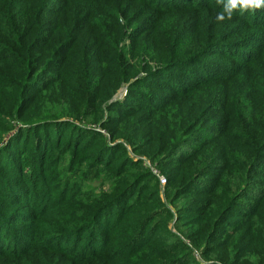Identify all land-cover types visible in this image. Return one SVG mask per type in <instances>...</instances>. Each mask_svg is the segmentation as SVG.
<instances>
[{"label": "rangeland", "instance_id": "374dc122", "mask_svg": "<svg viewBox=\"0 0 264 264\" xmlns=\"http://www.w3.org/2000/svg\"><path fill=\"white\" fill-rule=\"evenodd\" d=\"M62 1L0 0V23L9 17L6 28L2 26L8 33L17 18L14 11L9 16L6 15L8 7L13 5L18 8L17 11L27 12L25 23L30 21L31 17H36L40 21L42 42L51 36L52 26L60 25L61 30L65 31L58 50L59 55H56L60 62L67 56H64L65 47L62 49V46H67L80 29L90 31L91 33L86 35L90 44L79 47L73 57L87 58L89 55V61L98 59L103 62L104 72L108 75L102 81L99 103L93 106L84 98L74 97L69 93L66 84L56 81L37 95L34 104L24 112L25 107L21 109L19 105L20 90L11 89L6 85L0 86V124L3 123L4 125H1L5 127L0 128V149H4L7 143H14L20 135L24 134L25 138L29 136L31 128L48 126L46 123L68 121L78 127L100 133V139L103 138L108 146L122 145L124 148L120 155H124L129 162V178L139 176L141 179L147 176L149 189L158 193V205L162 207V211L166 209L170 212V216H162L160 220L168 221L171 237L181 240L191 248L198 264H224L204 258L200 247L194 244L187 232L190 230L187 225H191V222L185 211L189 209L190 204L199 203L205 198L198 194L181 193L177 187L197 171L199 163L192 165L186 175L179 180L175 181V178L168 177H172L178 157L193 154L204 140L213 139L221 134L229 121L239 124L237 110L253 107L254 93L259 95L256 107L264 109V9L249 11L250 15L248 14L247 18L233 15L232 19L223 21L225 28L218 27L214 34L210 26L220 23L216 15L223 7L217 0H154L155 7L148 6L141 0H133V4L129 0L125 3H118L117 0H99L98 7L109 11L110 19L105 17L104 13H97L98 7L94 9V15L88 18H84L83 11L79 9L61 10ZM170 3L174 7L165 9L166 4ZM71 7L72 4L69 8ZM121 8L126 12L120 13ZM200 17L202 20L200 28L207 31L206 36L211 41L208 50L201 49V52H197L200 64L190 63L182 71L172 70L173 75L179 78L178 85L176 82H173L175 85L171 84L165 79H153L151 83L144 80L139 84L137 81L139 78H147L148 68L160 66L156 59L152 60L153 45L168 44L172 49H177L180 43L186 40L190 45V38L193 45L196 33L190 32L197 28ZM179 20H184L186 24L178 28L176 24ZM60 31L57 32V36ZM116 31L117 38H113ZM3 37L5 36L1 35L0 40ZM134 48L141 52L135 60L131 58ZM235 49L237 51H234ZM256 56L260 58L254 60ZM119 62L123 64L119 65ZM205 62L210 68L202 64ZM69 63L68 58L64 69L69 68ZM0 73L4 76L10 75L5 62L0 63ZM53 73L52 77L56 78L58 72L55 70ZM122 78L129 80L125 82ZM96 80L100 83L101 77ZM188 91L200 94L197 95L195 92L185 98L184 94ZM206 96H210V103L188 126L190 113L187 114L182 105L197 106L204 103ZM225 104L230 105L232 109L229 112L230 118L223 119L224 112L220 110ZM177 108L181 112H178ZM5 111L7 115H4ZM78 113L82 118L74 119L79 117ZM24 144L23 140L21 147ZM28 147L33 151L31 142ZM29 154L30 152L24 154V160L28 161L22 168L20 179L12 178L17 176L6 169L0 170L3 178H9L0 179V203L4 205L5 214L6 212L10 214L8 219L11 220L10 225L15 236L24 233V243L29 246L30 229L32 226L37 228L34 248L37 252L28 256L21 254L8 256L12 261H16L15 264H33L40 259L41 251H44L46 243L50 240L41 237L45 233H50L52 225L59 229L67 223L63 219L65 217L63 212L74 205L84 208L85 204L82 205L79 201L86 203L90 195L108 193L113 181L112 176L99 171L101 165L89 166L88 161L79 160L83 156L73 161L70 154L51 148L45 156L46 164L43 168L45 175L52 169L48 177L56 179L53 181V188L58 191L63 181L64 184L68 181L77 183L70 197L73 199L72 202L51 204L49 200H45L47 194L43 193L44 181L39 179L36 183L31 178L33 166L37 167L39 157ZM8 158L11 159L10 153L8 152L7 156L0 150V162L11 167L13 162ZM54 167L57 170L64 167L68 177L66 176L65 180L63 176L56 177L58 171L54 173ZM258 171L256 177H259L262 168ZM80 172L84 173L83 179L80 178ZM161 177L165 182L160 180ZM201 177L198 184L191 185L194 190L203 189L212 180L209 174ZM261 181H264V178L256 180L255 185H262ZM14 183L18 185L17 188H14ZM31 185L36 188L34 195ZM7 194L14 195L15 202H11ZM62 233L64 232H56V235L51 237L63 235ZM155 236L171 238L162 230H158ZM84 243L85 241L81 242L77 251ZM71 246L70 242L68 248ZM43 257L52 261L50 255L43 254ZM77 259L74 258L72 263L80 264Z\"/></svg>", "mask_w": 264, "mask_h": 264}, {"label": "trees", "instance_id": "16d2710c", "mask_svg": "<svg viewBox=\"0 0 264 264\" xmlns=\"http://www.w3.org/2000/svg\"><path fill=\"white\" fill-rule=\"evenodd\" d=\"M129 1L131 4L134 3L133 0ZM141 1L155 7L154 0ZM71 4L72 7L69 8ZM98 6L99 0H63L60 9H79L83 11L84 18H88L94 15V9ZM172 7H174L172 3L166 4L165 9ZM17 10L18 8L13 5L7 9V16L13 11L17 16L8 33L5 32V28L9 17L0 23V36H5L0 40V63L5 62L10 73L6 76L0 73V86L6 85L11 89L20 90L19 105L21 109L25 107L24 112L34 104L37 95L56 81L66 84L69 93L74 97L84 98L96 106L102 91V81L108 75L104 72L103 62L98 59L89 61V55L87 58L73 57L79 47L90 44L86 35L91 32L82 28L67 46L63 45L64 56L68 57L60 62L56 55H59L58 50L65 31L61 30L60 25L52 26L51 36L42 42L40 21L36 17H31V20L25 23L27 12ZM96 11L104 13L108 19L111 18L105 8L98 7ZM123 12L126 11L121 8L120 13ZM248 14L249 12H246L241 15L239 11L234 13L238 18L242 16L247 18ZM201 21L200 17L197 28L190 32L196 33L193 45L191 38L190 45L186 40L181 42L177 49H172L168 44L153 45L152 60L156 59L160 66L148 68L147 78H139L137 80L139 84L144 80L151 83L153 79H165L171 84L176 82L178 85L179 78L173 75L172 70L182 71L187 64H200L197 52H201V49L208 50L211 44L210 38L206 36L207 31L200 28ZM185 24L184 20H179L176 26L179 28ZM3 25L5 28H2ZM222 26L225 28L224 23L220 22L210 27L215 34L217 28ZM117 34L116 31L113 38H117ZM140 54L139 49L134 48L131 58L135 60ZM258 56L253 59H259ZM68 58L69 68L64 69ZM202 64L210 68L207 62ZM55 70L58 72L56 78L52 77ZM98 77H101L100 83L96 80ZM122 80L127 82L129 79ZM195 92L188 91L184 96L188 98ZM209 97L206 96L204 103L194 107L182 105L184 111L190 113L188 126L207 108L210 103ZM16 99L17 95L15 102ZM254 99L253 107L244 110L238 108L236 114L239 124L229 121L221 134L213 139L204 140L193 154L178 157L174 173L172 177H168L175 178V181L179 180L186 175L192 165L199 163L197 171L181 182L177 189L184 194H198L205 198L199 203L190 204L185 214L190 216L188 219L191 222V225H187L190 228L187 232L207 260L213 259L224 264H264V181L260 182L262 184L260 186L255 185L256 180L264 178V109L256 107L259 103L258 94L254 93ZM231 109L228 104L222 107L220 111L224 112L223 119L230 118ZM177 111L181 112L179 108ZM4 115H7L6 111ZM77 115L79 117L74 119L82 118L79 113ZM1 124L0 128L5 129ZM46 124L48 126L31 128L29 136L25 138L24 134L20 135L14 143H7L4 149H0L7 156L9 152L11 159H8L13 162L11 167L0 162V170L6 169L17 176L12 178L20 179L22 168L28 161L24 160V154L30 152L29 155L38 156V165L33 166L31 178L36 183L39 179L44 181L43 193L47 194L45 200H49L51 204L72 202L73 199L70 197L77 184L76 181H68L65 184L63 181L58 191L53 188V181L56 179L48 177L52 169L45 175L43 168L46 164L45 156L51 148L70 154L73 161L83 156L79 160L88 161L89 166L101 165L99 171L112 176L113 181L108 193L90 195L86 203L79 201L82 205L85 204L84 208L74 205L63 212L65 215L63 219L67 223L59 229L52 225L50 233H45L41 237L50 240L40 253L42 257L33 264H73L74 258H78L80 264H198L191 248L181 240L171 237L168 221L160 220L162 216H170V212L166 209L162 211V207L158 205V193L149 189L147 176L141 179L139 176L128 177L129 162L124 155H120L124 149L122 145L108 146L103 138L100 139V133L78 127L68 121ZM120 136L125 138L123 135ZM23 140L25 144L21 147ZM29 142L33 144V151L28 147ZM259 168H262V171L259 177H256ZM54 170V173L58 171L56 177L63 176L65 180L67 174L64 167ZM208 174L212 180L203 189L194 190L191 185L200 182L201 176ZM2 178L0 174V179ZM80 178H84L83 172H80ZM17 186L14 183V188ZM31 186L34 195L36 188ZM261 191L263 192L260 193ZM7 198H10L11 202L16 200L12 194H7ZM4 209V205L0 203V264H15L16 261H12L8 256L12 254L28 256L37 252L34 249L37 228L31 227V234L28 236L31 244L26 246L23 240L24 233L15 236L10 225L11 220L8 219L10 214L9 212L5 214ZM158 230H162L171 238L156 237ZM60 231L64 232L63 235L51 237ZM83 241H85L83 247L77 251ZM70 242L72 246L68 248ZM43 254L50 255L53 262L44 259Z\"/></svg>", "mask_w": 264, "mask_h": 264}, {"label": "clouds", "instance_id": "9594fccd", "mask_svg": "<svg viewBox=\"0 0 264 264\" xmlns=\"http://www.w3.org/2000/svg\"><path fill=\"white\" fill-rule=\"evenodd\" d=\"M217 3L223 6L216 15L218 22L232 19L237 11L243 15L249 11L264 9V0H217Z\"/></svg>", "mask_w": 264, "mask_h": 264}, {"label": "built area", "instance_id": "2783aa9c", "mask_svg": "<svg viewBox=\"0 0 264 264\" xmlns=\"http://www.w3.org/2000/svg\"><path fill=\"white\" fill-rule=\"evenodd\" d=\"M160 180H162L163 182H165V179L163 177H161Z\"/></svg>", "mask_w": 264, "mask_h": 264}]
</instances>
